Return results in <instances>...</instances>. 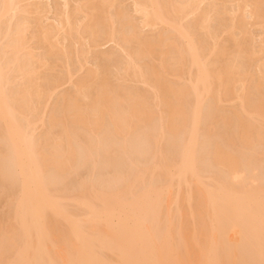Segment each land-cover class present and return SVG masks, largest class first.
<instances>
[{"label":"bare ground","instance_id":"6f19581e","mask_svg":"<svg viewBox=\"0 0 264 264\" xmlns=\"http://www.w3.org/2000/svg\"><path fill=\"white\" fill-rule=\"evenodd\" d=\"M46 1L0 0V264H264V38H234L264 0ZM94 154L107 179L58 186Z\"/></svg>","mask_w":264,"mask_h":264},{"label":"rangeland","instance_id":"374dc122","mask_svg":"<svg viewBox=\"0 0 264 264\" xmlns=\"http://www.w3.org/2000/svg\"><path fill=\"white\" fill-rule=\"evenodd\" d=\"M44 1H46V0H44ZM130 0H116V3H115V6H114V10L115 9H118V8H120L121 10H123V11H125V12H127V11H130V8H129V5H131L130 4V2H129ZM46 2H48L49 4H50V6H51V11L49 12V14L47 15V17H48V20L50 21V20H52V18H53V12H54V8L56 7V5L60 2L61 3V0H48V1H46ZM211 3V4H210ZM208 4H210V5H208ZM206 7H209V8H212V9H216L215 10V12H216V14H222V12H224L225 11V8H227L229 11L231 10V8L232 7H234L231 3H227L226 4V6L224 7L223 6V4H222V2H217V3H212L211 1H209V2H206ZM208 5V6H207ZM214 6V8H213V6ZM232 5V6H231ZM117 7V8H116ZM224 7V8H223ZM224 10H223V9ZM127 10V11H126ZM218 10V11H217ZM131 12H129V15H130V17L132 18V20L135 22V23H138V21H139V16H138V14H135V13H131ZM225 13V12H224ZM228 17V16H227ZM138 19V20H137ZM212 25H215L216 23H217V17H214V19L212 20ZM250 27H252V28H249V31H250V29H251V33L249 32L248 34H246V36H245V34H243V36H242V33H240L239 31V33L238 34H236L235 33V36H234V38H236L237 40H239V41H242V42H244V40H245V42H247V44H251L250 46L251 47H253L254 49H255V51H256V55H258V51H259V48H260V45H259V43H260V40L261 39H263L264 37V32H263V30H261L262 28L261 27H259V26H250ZM258 27V28H257ZM143 32L146 34V32L149 34L150 32L149 31H147V29H145V30H143ZM262 32V33H261ZM151 34V33H150ZM241 35V36H240ZM224 34L222 35V37H221V39L220 40H222L223 38H224ZM252 37V38H251ZM259 37H260V39H259ZM253 38H255V39H253ZM242 39V40H241ZM252 40V42H253V44H252V42H249V41H247V40ZM256 42L255 44H254V41ZM249 42V43H248ZM259 42V43H258ZM255 46H257V47H255ZM97 52L98 54H101V56L103 57H101L100 59L101 60H103L104 62H107V66H108V69H109V71H110V69H113L112 70V72L110 71V73H114L115 72V68L117 69V67L119 66L118 64V59L120 60L121 58V56H122V53H121V51H120V49H119V47H116L115 46V44H112V43H109V44H106V45H103V46H101V47H99V49L97 48V49H92V53H90L91 55H90V58L92 59V56L95 54L94 52ZM99 51V52H98ZM100 51H103V52H100ZM111 52V53H110ZM102 53H106L107 54V56H104ZM109 53V54H108ZM264 52H262V54H261V51L259 52V57L258 56H256V59H257V61L258 62H261V60L262 61H264ZM107 57V59H105ZM109 57V58H108ZM109 59V60H108ZM260 59V60H259ZM105 60H107V61H105ZM115 60V61H114ZM109 61V62H108ZM256 61V62H257ZM112 62H114V63H112ZM117 63V64H116ZM244 63V62H243ZM106 64V63H105ZM110 65H113V66H115V68L112 66L111 68H110ZM244 66V68L246 69L247 67H249V68H247V70H252L253 71V73L252 74H254L255 72V76H257L256 74H258V70H257V68L255 67V66H249L247 63H244L243 64ZM251 67H253L252 69H251ZM119 68V67H118ZM46 69L47 68H45V72H46V74H48L47 72H49V69H47V71H46ZM256 69V70H255ZM56 71L58 72L59 70H58V68L56 69ZM55 71V72H56ZM51 72V71H50ZM49 72V73H50ZM44 73V72H43ZM52 73V72H51ZM134 82H130V83H127V84H129V85H137L138 87H140V88H143V85H141L140 83L139 84H137V83H134ZM237 86H239V84L237 85ZM70 87V85H63V86H61V87H59V89L55 92V94L53 95V97H52V99H51V101H50V103L51 104H49V109L48 108H46V110H45V105L44 106H42L43 107V109H42V107H41V105L43 104V102H41L39 105V107H38V109H40V110H38L39 112H38V114H39V116H40V113L41 112H43L44 110H45V118H46V116H47V114H48V112H50V109H51V111H52V105L54 106V108H58V107H60L62 104H61V102H60V100H61V94H62V92H63V90L64 89H66V91L68 90V89H70L69 88ZM65 91V90H64ZM58 94V95H57ZM56 95V96H55ZM58 98V99H57ZM205 100V101H204ZM208 101V102H207ZM228 101H230V102H227V101H223L222 102V104H221V106L224 108V110L225 111H231L234 107H238V103H237V101H235V100H228ZM235 101V102H234ZM60 102V103H59ZM203 102L204 103H202V115H203V113H206V111L208 110V107H209V97H205L204 99H203ZM232 102V103H231ZM51 105V106H50ZM58 106V107H57ZM51 107V108H50ZM231 108V109H230ZM41 110H43V111H41ZM54 110V109H53ZM212 115V114H211ZM205 121V122H204ZM206 121H207V119H204L203 120V124L204 123H206ZM217 126V127H216ZM216 126H214V132L215 133H223V132H225V130H226V128L224 127V126H222L221 124H219V125H216ZM201 127H203V128H205L206 126H199V128H200V130H201ZM222 127V128H221ZM202 128V129H203ZM43 129V130H42ZM220 129V130H219ZM46 130V126H45V128H44V126H43V128H40L39 130H38V132L39 133H43L44 131ZM167 137L165 136L164 137V139L162 140L163 142H164V148H163V150L166 152V153H169L170 154V152L172 153V151H173V146L167 141V140H165ZM77 139H79V140H77ZM74 140H76L75 141V143H77V145H78V155L79 156H82L86 151H89V148H88V146H85L83 143H82V140H83V138H76V139H74ZM200 138H199V141H198V146H197V148H199L200 146H199V143H200ZM162 142V143H163ZM168 144V145H167ZM172 146V147H171ZM171 147V148H170ZM81 148V149H80ZM84 148V149H83ZM83 151V152H82ZM130 156H132V153L131 154H129ZM129 155L128 156H124L122 159H123V163H128V162H130V160H131V158H134V157H138V156H136L137 154H134L133 155V157H129ZM149 154H146V157L148 156ZM126 157V158H125ZM81 158V157H80ZM130 158V159H129ZM98 159V160H97ZM146 159H149V157H147ZM88 161H86L85 163H83V165L82 164H80V165H77L76 167H74L73 169H71V171H70V175H68L66 178H65V180L64 181H59L60 183L59 184H61V185H58L61 189L63 188V189H66V190H71V189H74V187H76L78 184H80V182H82L83 180H90V181H95V180H98V179H100V177H102V179L104 178L103 176H105V178L104 179H107L108 178V173H109V171L106 169V166L105 165H103L102 163H105V160L103 159V157L100 155V156H97L96 154H94L93 155V158H90V159H87ZM102 160V161H101ZM125 160V161H124ZM126 160H127V162H126ZM259 160H261V162H263L264 161V155H261V156H259ZM104 161V162H103ZM92 163H93V165H92ZM79 164V163H78ZM79 166V167H78ZM200 166H203V167H205V165H204V163L203 164H200ZM261 166V167H260ZM258 167V168H257ZM254 170H256V171H253V174H255V176L256 177H261V179L262 178H264V162H263V164H261V165H259V166H257ZM260 168H263V170L262 169H260ZM76 170V171H75ZM260 170V171H259ZM101 172V173H100ZM96 173V174H95ZM104 173V174H103ZM102 174V175H101ZM76 175V176H75ZM87 176H88V178H87ZM97 176H98V178H97ZM81 178L83 179V180H81ZM80 179V180H79ZM2 180L0 179V192H1V194H0V214H2V213H4V212H6L7 210H8V208H5V206H4V201H3V199L5 200V196H7L8 194H10L13 190H7V188H4V187H6L5 186V182H1ZM78 182V183H77ZM3 184V185H2ZM254 184H256V182L254 183ZM3 191H5L4 192V194H3ZM15 191V190H14ZM13 193V192H12ZM7 194V195H6ZM4 196V197H3ZM3 203V204H2ZM2 205V206H1ZM75 206H71V209L73 210V208H74ZM75 209V208H74ZM4 210V211H3Z\"/></svg>","mask_w":264,"mask_h":264}]
</instances>
